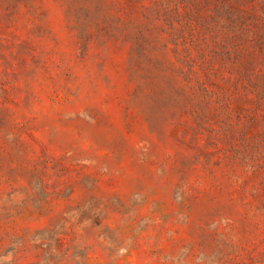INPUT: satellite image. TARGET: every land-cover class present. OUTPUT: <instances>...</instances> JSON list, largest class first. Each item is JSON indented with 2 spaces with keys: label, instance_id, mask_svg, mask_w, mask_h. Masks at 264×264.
Masks as SVG:
<instances>
[{
  "label": "rangeland",
  "instance_id": "rangeland-1",
  "mask_svg": "<svg viewBox=\"0 0 264 264\" xmlns=\"http://www.w3.org/2000/svg\"><path fill=\"white\" fill-rule=\"evenodd\" d=\"M0 264H264V0H0Z\"/></svg>",
  "mask_w": 264,
  "mask_h": 264
}]
</instances>
